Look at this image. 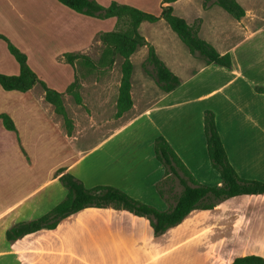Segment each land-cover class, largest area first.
<instances>
[{"label":"crops","instance_id":"obj_1","mask_svg":"<svg viewBox=\"0 0 264 264\" xmlns=\"http://www.w3.org/2000/svg\"><path fill=\"white\" fill-rule=\"evenodd\" d=\"M31 1L42 10L47 7L56 19L43 20V13L38 15L40 7L36 10L24 0L0 1V34L27 54L31 68L50 88L65 93L75 71L54 58L59 48L79 44L87 33L83 35L74 22L69 23L73 26L67 27L68 32L51 27L68 24L62 14L86 16L57 0ZM164 1L155 3L161 8L168 5ZM237 2L246 13L241 20L230 14L228 18L217 5L205 8L204 0L171 3L174 14L196 29L202 40L221 55H231L230 69L207 65L171 29L197 64L183 74L186 62L175 52L182 46L169 25L164 20L154 23L157 28L149 36L143 33L142 23L140 33L181 84L170 93L158 90L150 105L86 150L67 148L66 135L53 118L43 88V93L36 92L40 85L26 93L0 86V115H8L16 126L15 132L8 131L0 119V264H231L239 257H264V195L239 196L220 202L213 210H194L181 224L157 237L148 218L108 207L84 209L62 220L54 230H41L15 242L6 238L12 226L40 218L64 201L68 192L56 176L61 168L87 188L113 186L139 202L168 210L169 204L157 191V184L165 178V168L154 152L159 136L167 139L199 183L221 184L222 177L209 158L206 110L216 114L229 161L239 176L264 182V94L255 91L256 86H264V10L247 7L246 0ZM218 14L226 17H222L226 27L221 29L208 18ZM22 25H28L34 34L25 36L27 29ZM50 47L56 67L44 69L42 53ZM145 49L141 48L147 53ZM31 50L41 53L35 61ZM181 53L184 55L183 48ZM55 70L58 75L52 76ZM0 72H20L2 40ZM51 150L58 151L59 158L46 171L41 170L42 160L48 158L44 154Z\"/></svg>","mask_w":264,"mask_h":264},{"label":"trees","instance_id":"obj_2","mask_svg":"<svg viewBox=\"0 0 264 264\" xmlns=\"http://www.w3.org/2000/svg\"><path fill=\"white\" fill-rule=\"evenodd\" d=\"M70 10L94 19H116L117 28L99 34L98 39L104 46L103 53L98 62L89 57L66 53V62L74 68L75 79L65 93L50 88L31 68L28 56L20 50L7 36L0 34V40L7 45L8 51L19 64L18 75H7L0 72V86L5 91L26 93L35 86L40 85L45 92V101L55 107L56 113L65 114L63 97L73 93L78 88V65L84 63L92 71L110 68L117 57H121L122 80L118 97L119 115L133 106L131 97V75L133 64L130 57L140 48H148L149 62L156 70L157 84L164 93L177 89L181 81L160 60L154 47L140 33V26L144 22L156 23L164 20L178 35L180 40L188 47L190 52L203 59L207 65H219L225 68L232 67L230 54L221 55L210 43L202 40L197 30L190 27L181 17L174 14L171 3L176 0H165L159 15H155L136 7L113 1L108 6L100 4L97 0H57ZM217 5L224 9L236 20H241L246 13L237 0H204V7ZM255 91L264 94V86H256ZM2 123L8 131H16L14 121L6 114L0 115ZM204 130L207 140L209 158L212 167L219 172L222 182L219 185L207 186L199 183L175 150L164 136H159L154 142L156 159L165 168V178L176 179L182 188L181 193L171 203L165 197L162 185L164 179L157 184L160 196L169 204V209L160 211L157 208L139 202L120 189L100 185L87 188L83 181L67 173L64 168L57 170L56 176L67 190V196L60 204L40 218L18 223L6 232L9 242H15L27 235L41 230H54L62 220L87 208L115 207L127 210L136 216L146 217L150 220L153 235L161 236L169 229L178 226L194 210H213L220 202L239 196L264 195V182L248 180L239 176L231 165L227 151L221 139L216 114L212 110L204 113ZM231 264H264V257L249 255L236 258Z\"/></svg>","mask_w":264,"mask_h":264},{"label":"rangeland","instance_id":"obj_3","mask_svg":"<svg viewBox=\"0 0 264 264\" xmlns=\"http://www.w3.org/2000/svg\"><path fill=\"white\" fill-rule=\"evenodd\" d=\"M0 1H2V3L5 2V0ZM24 1L27 4H30L31 7L33 6L35 9L40 7L38 10V15L43 13V20L52 22L51 20L56 19L55 14H52V12L47 9V7H44V10H42L39 3H33L35 1L32 2L31 0ZM97 1L104 6L110 5V3L113 1L127 5H147L148 7L141 8V10L148 11L149 13L155 15H159L161 12L160 5L155 3V0ZM246 5L247 7H252L258 12L264 10V0H246ZM220 10L223 12V14H225V16L231 18L228 13L222 9ZM61 16L68 20V24L64 28L51 27L54 31L68 32L69 29L67 27H72L73 25L70 26V24L74 22L76 24V29L81 31L83 35L87 33V38H82L80 43L75 46L66 45L62 48H59V53L56 55L54 60H57V62L60 64L64 62L67 64L64 54L69 52L85 55L94 62H98L104 49V46L98 39V36L102 32L115 30L117 28V20L87 19L86 17H72V15L69 14H62ZM223 16L224 15L221 14L215 15L216 18L214 16H209V22L212 24L215 23L213 26L220 29L226 27V22L222 18ZM225 16L224 18H226ZM144 23L145 25L143 33L151 36V34L154 33L155 28H157L155 27L156 25L149 22ZM256 27H259V25ZM22 28L24 30L27 29V31L24 32L25 36L30 37L34 34L33 32H29L28 25H22ZM171 32L177 37V35L172 30ZM37 35H40V33ZM179 42L184 49V55L181 53L182 48H177L175 52L179 53V59L181 62H186V65H184L185 71L183 73L186 74L191 71V65L193 66L194 70L197 67V64L193 63L191 59L192 55H190L187 47L180 40ZM73 48L79 49L77 51H73L71 50ZM51 50L52 48L50 47L49 51L47 49L42 53L46 65L44 69L46 67L55 69L56 67L55 62L51 58ZM145 52L146 51H142L140 48L130 57V60L133 64V72L131 75V97L133 100V106L129 110L124 111L121 115H119L117 104L122 80L121 69L124 60L121 57H117L112 67L100 69L98 71H92L84 63L78 65V88L73 93L65 94L63 97V107L65 109V114L59 115L56 113L55 107L53 105L49 107L51 108V113L55 114L53 118L55 119L56 123L61 126V129L66 135L67 148L69 146H73L74 149L77 150H86L87 148L98 143L112 130H115L121 126L128 119L133 117L138 111L145 109L152 103L155 93H157L160 88L157 84L156 70L148 59V50L147 53ZM29 54L34 61L41 56V53L38 50H31ZM51 75L57 76V70H55ZM36 92L43 93L41 86L37 87ZM134 105H136L135 109ZM44 155L48 158L42 160L41 165L43 166V169L41 170L46 171L49 166L58 160L59 154L58 151L53 150L52 152L51 150ZM164 181L165 183L162 185V189L165 197L168 201L173 203L174 199L181 193L182 188L178 181L172 177L166 178Z\"/></svg>","mask_w":264,"mask_h":264}]
</instances>
